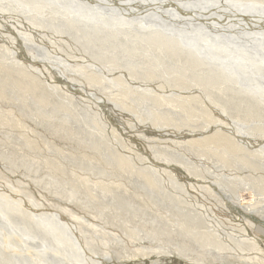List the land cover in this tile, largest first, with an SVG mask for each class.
Here are the masks:
<instances>
[{"label":"rangeland","instance_id":"obj_1","mask_svg":"<svg viewBox=\"0 0 264 264\" xmlns=\"http://www.w3.org/2000/svg\"><path fill=\"white\" fill-rule=\"evenodd\" d=\"M0 4L9 5L0 8V67L13 71H0V180L9 181L14 192L43 203L44 212L58 206L65 218L70 219L71 214L85 221L82 230L91 248L122 258L106 264H143L127 260L129 254H153L164 259L166 250L209 252L213 248L202 243L204 233H212L218 240L227 239L229 234L217 226V221L212 226L206 219L208 215L215 217L224 226L242 223L238 220L242 210L233 207L241 200L234 194L227 196L228 184L239 185L236 190L242 199H247L256 178L264 180V148H260L264 146V113L251 115L254 111L245 103L237 107L224 99L215 101L218 92L210 96L198 84L173 87L164 83L165 78L177 75L172 69L184 65V56L169 58L165 52L149 50L145 59V50L140 48L128 55L119 54V61L114 51H105L103 59H95L83 49L85 39L78 29L52 28L43 32L28 24L29 18L43 24L67 20L63 14L50 11L61 8L56 3L45 8L34 5L33 11L23 8V0H3ZM126 9L113 15L132 18L133 11ZM226 16L222 20H227ZM148 20L156 21L155 27L168 34L159 20ZM4 24L8 29L1 26ZM178 28L187 29L184 24ZM123 29L141 31L130 22ZM18 31L30 41L29 49L23 48L22 42L10 44L8 36L18 37ZM122 42L117 38L113 44ZM91 49L100 52L88 43L87 50ZM128 61L135 65L141 61L140 69H134L137 71L150 65L159 78L154 77V82H144L141 76L132 79L131 71L124 66ZM205 72L200 71L203 75ZM186 73L193 74L190 70ZM89 77H96V81ZM18 80L23 81L24 87L15 85ZM32 83L35 87L31 91ZM230 88L239 89L233 83ZM218 90V86L214 87L215 92ZM243 90L252 93L249 87ZM144 92L148 100L140 98L139 93ZM221 94L223 98L229 96L226 92ZM45 98L48 104L41 103ZM260 107L264 112L263 99ZM148 111L154 116L167 114L166 123L154 117L144 119ZM59 124L65 129L55 131ZM212 134H216L221 142H214L221 146L228 144L223 139L236 140L246 149L247 156L223 154L219 145L212 149L213 143H188ZM92 142L98 144V153L91 151ZM117 157L125 159L126 166L117 165ZM241 157L254 160L259 168L245 165ZM150 164L171 171L173 176L153 172ZM142 173L144 177L137 176ZM148 173L153 174L151 179L146 176ZM216 175L222 183H218ZM197 186L211 190L200 191ZM257 186L253 192L258 202L264 203V195L257 193L259 182ZM110 190L114 193L105 192ZM0 193L7 191L0 187ZM4 198L8 203L6 220L0 223V251H9L32 264H47L25 254L46 249L45 243L55 244L58 237L35 225L36 217L29 208L20 205L18 211L12 201L15 197ZM250 199L252 203L254 199ZM190 207L195 212L187 211ZM229 210L238 218L230 216ZM246 220L261 241L258 240L259 249L264 253V222L247 216ZM19 228L28 229V235H21ZM54 232H60L59 228L54 226ZM105 233L120 234L124 244ZM176 262L151 260L147 264H186Z\"/></svg>","mask_w":264,"mask_h":264},{"label":"bare ground","instance_id":"obj_2","mask_svg":"<svg viewBox=\"0 0 264 264\" xmlns=\"http://www.w3.org/2000/svg\"><path fill=\"white\" fill-rule=\"evenodd\" d=\"M1 1L3 0H0V3ZM23 1V8H27L29 11H33L32 8H36L34 5L40 6V8H45L56 3L61 7L53 8L50 11L66 16L68 19L63 22L55 23L54 21H49L47 24H43L41 22L32 21L31 18H29L27 22L29 25L33 26V29L42 30L43 32H45V29L52 28L60 30H65L66 28L78 29L82 32V37L85 39V47H83V49L86 52L88 51L87 53L95 59H103L106 56L105 51H114L119 61L121 59V57L118 56L119 54L122 56L126 54L128 55L131 51L140 48L145 50V59H148L147 51L149 50L157 53L165 52L169 58H182L184 56V65L172 69L173 71L178 72L177 75L165 78L164 83H168L173 87L198 84L199 86L201 85L210 96H214L218 92L217 94L219 95L215 101L224 99L237 107H240L241 103H245L249 105L248 107L250 110L254 111L250 113L251 115L264 113L261 111L262 108L260 107L262 99L264 101V0ZM8 6L9 5L7 4L3 6L0 4V8H6ZM69 6H72L73 8H65ZM126 8H131L133 14L130 13V15L134 19L130 17L119 18L113 15V12H123L127 10ZM104 11H106L107 14L104 13ZM226 13L228 16L225 15ZM225 16L227 20L224 21L222 18ZM210 17H213V19L215 17V19L218 18L220 20L216 23L215 19L213 21ZM148 18L151 20L153 18L159 20V24L170 33L168 32L167 34L164 30L156 28L155 23L157 22H149ZM129 22L138 25V28H140L141 31L135 29H123L125 25H129ZM182 24H184L187 29H179L178 25ZM1 26L8 29L7 24ZM104 26H107L109 29L107 30ZM17 34L18 37L14 38L8 36L10 44L17 45L22 42L21 44L23 45V48L29 49L31 44L28 43H30V41L26 40L21 32L18 31ZM253 37L256 38L253 39ZM117 38L123 40V42L115 45L113 42ZM88 43H91L93 47L95 46L98 48L100 52L94 49L87 50ZM110 48H113L114 50H110ZM41 50L46 52L44 48H41ZM18 55L19 52H15V56L18 57ZM141 61L139 65H135L129 61L126 62L125 65H122L128 67L126 69L127 71L132 72H129V76L132 79L141 76V78H145L142 80L144 82L156 81L154 77L158 79L159 76L150 65H147L141 71L134 70L140 69ZM257 61H259V63H257ZM113 65L115 64L113 63ZM33 70L41 76L40 71L36 68H33ZM188 70L193 74L190 75L189 73H186ZM201 70L206 71L205 75L200 73ZM0 71L7 72L8 74L13 72L12 69H3L2 67H0ZM187 74L189 75L187 76ZM253 75H257L258 77ZM95 79L96 77H89L90 81H96ZM231 83L238 86L239 89L230 88ZM15 85L17 87H24L22 80H18V82L15 81ZM217 86L219 90L215 92L214 87ZM34 87L35 83H32L29 89L32 91ZM245 87L251 88L252 93H246L243 90ZM257 91H259V93H257ZM225 92L229 94L227 98L222 97L221 93L224 94ZM139 96L144 100H148L146 97H149L145 92L139 93ZM0 97H3L1 92ZM211 101H213V99ZM96 102L101 103L100 101ZM41 103L48 104L46 98L43 99ZM115 105H117L116 102ZM223 111L228 112V110H225L224 108ZM145 117L146 118L144 119H147V117L153 119L154 117L157 121L166 123L168 115L160 113L154 116L153 113L148 111ZM170 120L174 121L175 119L171 117ZM64 129L65 127L63 124L55 126V131ZM212 137L214 138L213 141H211ZM215 140L220 141L216 134H212L208 137L190 140L188 143L199 145L201 143H213L212 149H217V146L221 145L218 142H214ZM223 141L228 142L226 146H223V144L221 146L223 154L236 156L240 153L244 157L247 156L246 149L241 147L236 140L229 141L223 139ZM90 147L94 154L95 152H99V146L95 142H92ZM260 148H264V146L262 145ZM221 157L224 160L223 156ZM244 157H241V160L245 165L259 168L260 165L254 160L248 158L245 159ZM114 160L119 166H126L127 164V161L120 157H117ZM182 163L184 164L183 161ZM149 167L153 172L166 173L170 177L173 176L171 171L157 168L152 164H150ZM152 175L153 174L148 173L146 176H149L151 179ZM137 176L144 177L145 174L142 173ZM214 177H217L219 184L223 182L219 176L216 175ZM3 179L5 178L3 177ZM256 181L257 183L255 186H257L259 182L260 189L257 193H259L260 196L264 195V180L259 177V179L256 178ZM247 184L250 185V187L254 186L250 183ZM228 186L229 189L227 196L231 198L234 194L236 195L237 200H241L235 202L233 207L242 210V217L239 216L240 219H238L242 223L238 222L233 223V226H224L220 220L208 215V219L206 220L211 222L212 226H214V221H217L219 224L216 225L220 226L224 233L227 232V234H229L227 235L228 238L224 240H218V238L215 239L212 237V233L202 234L204 236V241L202 243L207 246H212V250L208 249L209 252L204 251L202 253H199L196 249L193 251L187 249L183 252L176 249L174 253L171 250H163L167 252L162 256L166 257L164 259H159V255L153 257V254L144 253H141L140 255L129 254L126 259L136 260L143 264H147L151 260L158 262L181 261L186 264H264V253L259 249L258 236L253 232L249 222L246 220L247 216L249 218H258L261 222H264V203L260 201L258 202L256 199L257 194L253 192L258 190V186H254V190L249 193L247 199H242V196L236 190V187L239 185L228 184ZM0 187L7 191V193L4 194L0 193V199L3 200L4 197L7 199L9 196L12 198L15 197L14 200L11 199L15 207L18 208V211H21L20 205H23L26 209L29 208V211H33L31 212L32 216L36 217L35 225L43 227L50 231L52 235L58 237L55 240V244L50 245L49 243H45V246L42 244L46 249L33 251L29 254L24 253L30 258H33L37 262H48L47 264H106L108 262L113 263L114 260H122L121 256L117 254L110 255L108 253H98L97 250L91 248L92 244L82 230L85 221H82L71 214H69L71 220L65 218L63 210L58 206L53 209L48 208L50 212H44L43 210L45 209L42 208L43 203L37 202V200L35 201L27 194L22 193L24 196H20L22 194L17 191L14 192V187L9 181L0 180ZM220 187L222 186L220 185ZM197 189L200 191L211 190L207 186H197ZM105 192L114 193V190ZM13 193H15V195ZM250 198L254 199L252 203L250 202ZM7 203L8 202L4 200L3 202L0 201V223L1 221L5 222L6 220L4 213L7 210ZM200 207L204 206L202 205ZM203 209L208 213L205 207ZM187 211L195 212L191 207ZM232 211L233 210H229L230 216L237 219L238 217H234ZM73 219L78 221L77 224ZM54 226L59 228L60 232H54ZM19 231L23 233H21V235H28L29 230L19 228ZM105 235L117 243L124 244L123 239L121 242L122 237L120 234L105 233ZM262 235V233H259V236ZM215 236L218 237L216 234ZM66 243L67 247L64 248L63 246ZM8 252L0 251V264H32L29 260L24 261L19 256L11 255L12 253Z\"/></svg>","mask_w":264,"mask_h":264}]
</instances>
